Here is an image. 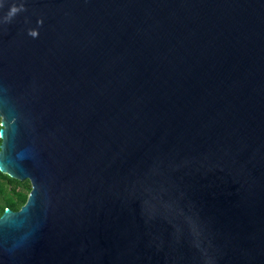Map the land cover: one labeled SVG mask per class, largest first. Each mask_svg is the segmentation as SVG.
I'll use <instances>...</instances> for the list:
<instances>
[{
    "label": "water",
    "instance_id": "1",
    "mask_svg": "<svg viewBox=\"0 0 264 264\" xmlns=\"http://www.w3.org/2000/svg\"><path fill=\"white\" fill-rule=\"evenodd\" d=\"M0 264H264V0H0Z\"/></svg>",
    "mask_w": 264,
    "mask_h": 264
},
{
    "label": "trees",
    "instance_id": "2",
    "mask_svg": "<svg viewBox=\"0 0 264 264\" xmlns=\"http://www.w3.org/2000/svg\"><path fill=\"white\" fill-rule=\"evenodd\" d=\"M30 191L31 183L28 179L21 181L0 170V215L8 207L14 210L20 209L27 201Z\"/></svg>",
    "mask_w": 264,
    "mask_h": 264
}]
</instances>
